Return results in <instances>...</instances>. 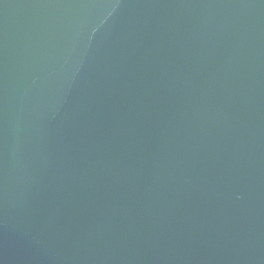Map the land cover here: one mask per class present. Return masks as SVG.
Returning <instances> with one entry per match:
<instances>
[{
  "label": "water",
  "instance_id": "95a60500",
  "mask_svg": "<svg viewBox=\"0 0 264 264\" xmlns=\"http://www.w3.org/2000/svg\"><path fill=\"white\" fill-rule=\"evenodd\" d=\"M0 264H264V0H0Z\"/></svg>",
  "mask_w": 264,
  "mask_h": 264
}]
</instances>
